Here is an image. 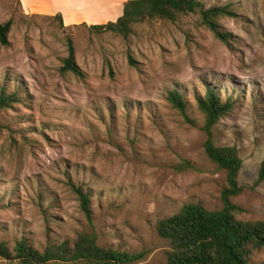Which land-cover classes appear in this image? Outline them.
<instances>
[{"label": "rangeland", "instance_id": "374dc122", "mask_svg": "<svg viewBox=\"0 0 264 264\" xmlns=\"http://www.w3.org/2000/svg\"><path fill=\"white\" fill-rule=\"evenodd\" d=\"M200 1L236 13L220 20L232 46L197 14L139 23L124 38L0 0V23L13 20L9 44L0 43V91L21 94L0 110V241L44 249L90 230L74 184L90 196L100 246L166 264L158 221L188 203L223 207L226 171L204 152L197 106L208 87L236 99L213 131L242 159L239 217L264 220V0ZM69 38L82 76L61 70ZM175 89L194 123L167 100ZM250 264H264V250Z\"/></svg>", "mask_w": 264, "mask_h": 264}, {"label": "trees", "instance_id": "16d2710c", "mask_svg": "<svg viewBox=\"0 0 264 264\" xmlns=\"http://www.w3.org/2000/svg\"><path fill=\"white\" fill-rule=\"evenodd\" d=\"M190 14H197L200 22L217 39L232 46V34L223 29L220 20L236 13L229 5L207 7L200 0H128L117 20L82 24L98 34L110 32L127 38L136 24L156 19L176 22ZM49 17L58 19L64 28L69 27L65 26L61 14ZM12 26L11 19L0 23L2 45L9 44ZM130 62L133 63V58H130ZM61 70L82 76L70 38L68 55ZM167 100L187 122L194 123L188 113L187 101L180 91H169ZM20 101L19 92L8 93L5 88L0 91V110ZM197 106L205 118L202 127L207 135L204 152L220 169L226 171V186L221 193L223 207L209 210L199 203H188L178 213L160 219L157 233L169 242L166 264H250L253 255L264 250V220L239 217L244 209L235 198L243 188L238 180L242 159L237 146L219 144L213 131L214 126L234 110L236 99L234 96L223 99L214 87H208L204 96L198 97ZM263 181L264 159L260 164L257 183ZM72 186L90 223V230L79 232L73 240L49 243L44 249L35 247L26 239L14 243L0 241V258L6 260V264H135L143 261L146 256L144 251L132 253L98 244V235L92 223L90 196L81 187Z\"/></svg>", "mask_w": 264, "mask_h": 264}, {"label": "crops", "instance_id": "0c3cea01", "mask_svg": "<svg viewBox=\"0 0 264 264\" xmlns=\"http://www.w3.org/2000/svg\"><path fill=\"white\" fill-rule=\"evenodd\" d=\"M31 7L49 16L61 14L65 26L72 23L101 24L117 20L128 0H22Z\"/></svg>", "mask_w": 264, "mask_h": 264}]
</instances>
